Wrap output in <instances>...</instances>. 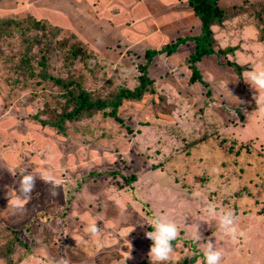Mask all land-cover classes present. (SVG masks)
Wrapping results in <instances>:
<instances>
[{
    "label": "rangeland",
    "instance_id": "374dc122",
    "mask_svg": "<svg viewBox=\"0 0 264 264\" xmlns=\"http://www.w3.org/2000/svg\"><path fill=\"white\" fill-rule=\"evenodd\" d=\"M241 1L219 6L229 9ZM261 1L245 0L246 14L211 27L215 49L236 47L225 59L248 66L240 77L223 65V57H202L196 68L209 87L206 97L201 84L188 82L185 58L193 44L187 41L178 52L153 57L146 74L154 94L137 103L123 102L116 111L122 124L97 112L65 122L63 135L29 121L34 114L44 118L50 110L60 112V89L13 70L22 50L18 38L0 41V264H53L61 256L70 264H124L131 245L132 259L125 264L151 261L152 241L145 233L152 229L147 221L161 214L180 230L169 264H203L202 250L209 239L222 252V264H264V111L245 82L247 72L264 69L261 23L253 16L259 6L246 4ZM68 7L66 0H0V19L21 20L26 14L36 19L39 12V19L61 29L51 39L52 60L46 70L50 76L78 81L103 97L120 86L132 88L144 49L159 46L146 43L145 37L133 41L130 23L119 28L126 31L122 36L99 27L92 14L74 15ZM69 31L84 43L73 44ZM171 35L164 34L163 40L172 41ZM72 44L83 51L81 59L72 60ZM44 108L49 111L42 112ZM175 133L186 134L191 145L186 148L182 135ZM219 140L225 141L228 152ZM22 168L37 181L31 201L17 209L13 201ZM60 169L65 183L53 197L51 186L39 175ZM129 175L135 181L126 186L122 178ZM84 192L96 200L87 202ZM209 205L218 213L231 210L245 237L234 241L225 235L208 215ZM92 222L102 228L99 236L85 231ZM197 228L199 242L193 239Z\"/></svg>",
    "mask_w": 264,
    "mask_h": 264
},
{
    "label": "trees",
    "instance_id": "16d2710c",
    "mask_svg": "<svg viewBox=\"0 0 264 264\" xmlns=\"http://www.w3.org/2000/svg\"><path fill=\"white\" fill-rule=\"evenodd\" d=\"M243 4H245V0H242L238 6L226 9L218 5V0H186L187 7L190 8L192 14L198 20L199 33L195 36L175 38L158 49H145L142 53L144 63L136 66L137 76L134 77L136 84L132 88L120 86L105 97L86 91L79 86L78 81L54 78L47 74L48 62L50 59L52 60L51 39L58 36L61 30L56 26L50 25L47 21L35 19L29 14H26L21 20L16 19V17L5 18L3 20L0 19V41H5L14 36L18 38L16 44L21 47L22 50L17 63L11 67L12 69L21 70L22 73L29 78L35 76L39 81H51L53 85L60 89L59 95L60 98L63 99L60 112L54 113L50 110L48 113L49 116L44 118L36 117V114H34L30 116L29 121L38 123L41 127L53 129L56 133L63 135V125L65 122H75L83 118H88L97 112H101L104 116L113 119L118 124H122V120L117 116L116 111L123 102L137 103L144 96L154 94L152 87L153 82L146 74L147 65L153 57L157 55L169 56L176 51L179 45L185 44L187 41L193 44L192 52L185 58V63L189 70L188 82H198L201 84L205 90L204 95L208 97L210 95L209 87L207 83L201 79L200 73L196 68V63L199 62L202 57L210 55H213L216 59L220 57L225 59L227 55L235 51L236 48L230 46L225 48L217 47L215 49L216 42L213 38L211 27L219 26L222 22L240 14H246ZM246 4L251 8L255 5L259 6V9L256 10L253 16L256 18L257 24L261 23L259 27V39L264 40V0H262L261 3ZM31 33H33V35H31ZM69 35L70 38L73 39V44H79L78 46L83 44L73 34ZM73 44L70 47V54L74 61L76 59H81V52L83 53V51H80L78 47ZM37 46H39V48L34 49ZM60 46L61 43H58V50ZM33 50H35V53H32ZM223 65L231 68L237 77H240L241 72L248 70L246 64L240 65L226 59ZM35 68H38L37 72H34ZM159 98V104L161 103L164 106L165 98L161 96ZM160 110L166 115L173 114V110ZM47 111L49 110L44 108L42 112ZM211 119L216 124L219 123L217 118H214V120L213 118ZM183 128L189 130V127ZM175 135H182V139L184 143H186V148L191 145L187 142L186 134L175 133ZM203 140H205V136L201 138V141ZM224 143V140H219L218 142V144L222 145L226 152H228L230 148H225ZM122 179L127 186L135 181V176L129 175ZM188 261L192 263L194 259L191 258ZM138 264H152V261H141ZM166 264H169V262L167 261ZM171 264H188V262L183 260Z\"/></svg>",
    "mask_w": 264,
    "mask_h": 264
},
{
    "label": "clouds",
    "instance_id": "9594fccd",
    "mask_svg": "<svg viewBox=\"0 0 264 264\" xmlns=\"http://www.w3.org/2000/svg\"><path fill=\"white\" fill-rule=\"evenodd\" d=\"M245 76V82L255 90L253 99L257 107L261 111H264V69L251 70ZM26 169L22 168L19 172L17 195L13 201V207L17 209H22L24 205L31 201L36 186L37 176L32 172H27ZM8 171L13 177L17 176L14 168H10ZM63 176L64 170L60 169L54 172H42L39 175V179L51 186L50 194L55 197L59 194L56 189L65 183ZM7 196L12 199V194L9 191L7 192ZM82 198L89 203L96 200V197L88 192L82 193ZM208 215L217 220L219 229L232 240L235 241L245 237V232L238 228L236 216L231 210H223L218 213L212 205H209ZM147 226L152 229L145 233L146 237L152 241L148 254L152 264H166L174 252L173 241L177 240L180 234L178 225L166 215L161 214L150 218L147 221ZM198 228L193 237L197 242L202 239ZM85 231L91 236L96 237L100 235L102 228L98 227L97 222H92L88 224ZM131 252L132 245L124 258V264L126 260L132 259ZM202 254L204 258L203 264H222L223 254L220 250H217L215 243L210 239L206 242V247L203 248ZM53 264H70V260L61 256Z\"/></svg>",
    "mask_w": 264,
    "mask_h": 264
},
{
    "label": "crops",
    "instance_id": "0c3cea01",
    "mask_svg": "<svg viewBox=\"0 0 264 264\" xmlns=\"http://www.w3.org/2000/svg\"><path fill=\"white\" fill-rule=\"evenodd\" d=\"M236 1L238 0H218V5L221 6L222 2L232 5ZM66 5L70 6L68 7L70 13L72 11L74 15H78L79 11L88 12L89 16L90 14L93 16L91 19L94 18L98 22L99 27H108L122 36L126 35V31H121L119 28L123 29L127 23H130L129 28L134 31L131 32L133 41L145 37L146 43L157 44L158 48L168 43L163 40L164 34L171 33L170 38L173 40L178 38V31L170 30H179L184 36L199 33L198 20L187 7L186 0H66ZM36 8L40 9V7ZM39 16V12H36V19H39ZM69 32L74 34L72 31ZM182 46H178L175 52H178ZM185 46L186 44L183 47ZM191 47L193 50V45ZM204 62L212 67L213 63L210 60ZM82 216H85L84 213Z\"/></svg>",
    "mask_w": 264,
    "mask_h": 264
}]
</instances>
